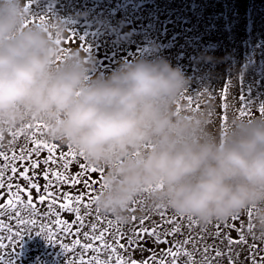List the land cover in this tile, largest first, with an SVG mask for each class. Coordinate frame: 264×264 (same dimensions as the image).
I'll list each match as a JSON object with an SVG mask.
<instances>
[{"label":"clouds","instance_id":"obj_1","mask_svg":"<svg viewBox=\"0 0 264 264\" xmlns=\"http://www.w3.org/2000/svg\"><path fill=\"white\" fill-rule=\"evenodd\" d=\"M25 0H0V140L36 122L46 137L103 170L93 206L120 224L143 194L198 224L251 212L264 240V114H233L209 131L210 109L178 107L189 77L164 57L124 60L90 77L63 46V20L26 24Z\"/></svg>","mask_w":264,"mask_h":264},{"label":"bare ground","instance_id":"obj_2","mask_svg":"<svg viewBox=\"0 0 264 264\" xmlns=\"http://www.w3.org/2000/svg\"><path fill=\"white\" fill-rule=\"evenodd\" d=\"M256 1L36 0V4H30V11L41 14L46 11V19L57 17L64 21L69 32L63 41V46L79 48L92 61L90 77L108 74L122 61L139 57H164L173 66H178L189 77V85L183 93V98L181 96L178 106L185 111H189L190 108L194 110L197 105L199 109L207 106L210 109L208 128L209 131L215 132L221 130L233 114L241 115L242 108L245 109L243 116L246 117L264 114L260 111L261 105L264 104V34L256 40L258 47L255 50V43H252L243 28ZM25 2L29 3V0ZM27 18L30 21L34 19L31 15ZM72 33L75 36H72ZM81 37L83 42L80 40ZM84 47L87 51H84ZM241 49L247 52L245 56L242 55ZM255 58L258 60L256 67H249V63ZM226 84L228 90L225 94ZM242 95L245 97L243 102L241 101ZM189 98H191V104H189ZM36 123L32 124L31 131L36 133L37 138L57 145L59 149L57 155L68 151V146L49 140L43 128L35 127ZM12 139L9 134L3 141L4 150L9 155L13 148L18 152L25 143L29 147L32 146L31 142H26L22 136L17 137L18 142L10 146ZM46 156L47 152H42L41 158ZM80 162L88 164L82 159L77 161L74 166L70 167L69 171L72 174L81 171ZM43 167L41 165V168ZM84 179L97 181V187L102 181L99 172L86 175ZM38 182L41 186L45 183L42 175L38 174ZM19 183L23 185L25 182L21 178ZM62 191L77 195L87 190L84 189L83 184H80L75 189L70 185H64ZM32 194L35 200L36 191L32 190ZM24 198L26 199V196ZM4 199H7V196ZM38 207L41 215L37 219L35 230H39L41 221L51 225L55 220V217L44 218L43 214L47 211L46 205ZM58 207L59 204H57ZM132 214L138 217L143 215L139 207H136L134 213L130 212V215ZM101 215L106 219H113L109 215L102 213ZM165 215L166 218L176 216L168 208L165 209ZM94 217L93 212L91 222H95ZM59 218L71 223L75 219V214L62 211ZM225 220H227V225L224 223ZM225 220H213L211 225L199 224L195 227V231L191 234L197 238L201 248L206 243L218 246L222 252L226 253L228 251L226 237L239 240L237 229L243 226L245 231L247 230L249 218L246 213H241L235 221L231 217ZM152 221L161 222L160 216L153 215ZM217 221L220 222L222 234L220 239L214 236ZM87 223L86 221V225ZM5 224H7V219ZM177 225L180 226V232L168 238L170 243H155L152 239H148L134 246L124 255L126 258L136 260L138 264L147 261L154 253L159 259L160 255L172 246V242L182 241L189 235L188 222L180 221L178 217L174 225L165 227L171 228ZM127 227L128 225L125 224V230ZM204 227L208 228L210 234L206 235L204 241H199V234ZM53 231L57 233L58 241L69 244L70 248L72 241L77 238L81 239L82 244L91 242L85 241L82 233L80 237H76L75 228L72 230V235L59 232L58 228H53ZM82 231H89V226H85ZM5 235L8 233L5 232ZM221 239L224 240L223 244L220 242ZM247 241V245L234 246V264H252V254L248 250V245H255L257 260L264 256V240H254L249 235ZM4 242L8 243L6 240ZM188 248L192 250L191 245ZM7 251L11 252V247ZM16 251L18 255L11 257L13 264H67L69 260L78 261L82 250L77 246L74 252H64L59 243L53 244L47 241L42 234L30 232L23 236L20 245L16 246ZM91 255L93 253H86L85 258ZM211 255L215 256L214 250ZM195 258L199 260L200 256L197 255ZM179 264H184V260L181 259ZM215 264H229L228 256L224 255Z\"/></svg>","mask_w":264,"mask_h":264},{"label":"snow or ice","instance_id":"obj_3","mask_svg":"<svg viewBox=\"0 0 264 264\" xmlns=\"http://www.w3.org/2000/svg\"><path fill=\"white\" fill-rule=\"evenodd\" d=\"M35 3L36 0H29V3L25 5L26 17L31 15L34 19L29 20L26 18V24H37L41 27L45 26L47 12L44 14L40 12L32 13L30 11V4ZM38 18V19H36ZM72 36H75L72 33ZM83 42V38H80ZM75 42V41H72ZM67 43V41H66ZM83 47V43H82ZM84 51L87 48L84 47ZM228 85H225L224 93L226 94ZM183 98V94H182ZM245 97L241 96L243 102ZM191 98H189V104H191ZM179 107V106H178ZM199 105L194 110H198ZM193 110V109H189ZM260 111L264 113V104L261 105ZM241 116L245 115V109H241ZM226 119V118H225ZM35 127L37 129L44 126L37 122ZM33 125H27L26 130L17 131L12 136L10 146L17 143V137H23L25 141L31 142V147L25 143L24 146L19 148L17 152L13 148L11 155L4 150L3 141L0 140V264H13L11 259L12 255H18L16 246L20 245V241L23 236L30 232L36 234H42L47 241L57 244L64 252L75 251L76 247L81 248V254L78 261L69 260L67 264H138V262L130 257L124 255L129 250H132L134 246L140 245L141 242H146L148 239H152L155 243H170L169 237H172L180 232V226L166 228V225H174L176 218L180 221H187L190 233L184 240H176L172 242V246L165 250L159 257L156 258L155 253L150 256L147 261L142 264H179L180 260H184V264H215V262L222 258L224 255L228 256L229 264H234L233 252L235 251V245H247V237L250 235L253 239H258L252 232L253 225L251 223V212H246L249 222L247 230L241 226L237 229L239 233V240H232L227 238L228 251L222 252L218 246L204 244L203 248L199 246L197 238L194 237L191 232L195 231V227L198 226V222L191 216L177 215L173 218H166L165 207L148 208L144 204L143 194L135 199L131 206L139 207V210L143 213L141 216L132 214L130 221L127 223L128 227L125 230V224H120L113 219H106L101 215L98 209L93 208V200L95 193L102 190L104 185L99 183L97 187V181L84 179L86 175L91 173H101L103 176V170L93 167L84 162L79 163L81 171L72 174L69 170L74 166L77 161H86L82 153H78L71 146H68L66 153L59 152L57 145L49 143L47 141L37 138L35 132L31 129ZM46 151L47 156L41 158L42 152ZM41 165L44 167L41 168ZM23 169L22 171L20 169ZM38 174L42 175L45 183L41 186L38 182ZM25 182L23 185L19 183L20 179ZM83 184L84 189L81 194L73 195L71 192L62 191L64 185H70L75 189L78 185ZM7 189V191H5ZM32 190L36 191V199L34 200ZM7 196V199L4 197ZM26 196V199L24 198ZM63 201V202H61ZM57 204L59 207L57 208ZM46 205L47 211L43 214L44 218L55 217V220L51 225L44 224L43 221L39 224V230L37 228V219L40 217L39 207ZM136 207H130L129 211L134 213ZM62 211L75 214V219L69 223L61 220L59 217ZM93 212L95 213L94 220L91 222ZM153 215H159V223L152 221ZM28 218H25V217ZM240 214L231 217L233 221L239 218ZM35 217V218H33ZM7 219V224L5 220ZM86 221L88 222L86 225ZM227 225V220L224 221ZM210 221L207 225H211ZM85 226H89V231H82ZM53 228H58L59 232L67 235H72V230L75 228L76 237H82L85 242L81 243V239L77 238L72 241V247L69 244L59 242L57 233L53 231ZM216 232L214 236L216 239H220V222L217 221ZM5 232L8 235H5ZM207 227L201 229L199 234V241H204L206 235H209ZM8 241L6 244L4 241ZM126 241V243H122ZM221 244L224 240H220ZM192 246V250H189L188 246ZM11 247L12 251L7 249ZM215 251V256L211 255L212 251ZM248 250L252 254V264H264V256H261L259 260L256 259L255 245H248ZM91 252L88 258H85V254ZM199 255L200 259L195 257ZM239 255L238 253L236 254ZM106 257V258H102Z\"/></svg>","mask_w":264,"mask_h":264},{"label":"rangeland","instance_id":"obj_4","mask_svg":"<svg viewBox=\"0 0 264 264\" xmlns=\"http://www.w3.org/2000/svg\"><path fill=\"white\" fill-rule=\"evenodd\" d=\"M249 19L244 23L243 28L245 30V34L250 37L252 43H255L256 40H259L260 36L264 34V0H257L253 9L249 12ZM257 45L255 43V50L257 49ZM241 53L243 56L247 54L246 51L241 49ZM257 58L253 59L251 63H249V67L255 68L257 65ZM229 64L228 62H226Z\"/></svg>","mask_w":264,"mask_h":264}]
</instances>
